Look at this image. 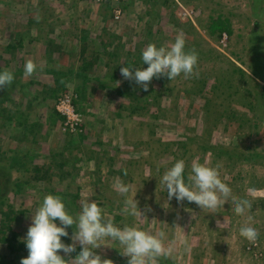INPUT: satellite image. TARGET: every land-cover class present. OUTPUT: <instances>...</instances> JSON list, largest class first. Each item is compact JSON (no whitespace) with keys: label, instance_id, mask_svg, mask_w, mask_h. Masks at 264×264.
Instances as JSON below:
<instances>
[{"label":"rangeland","instance_id":"374dc122","mask_svg":"<svg viewBox=\"0 0 264 264\" xmlns=\"http://www.w3.org/2000/svg\"><path fill=\"white\" fill-rule=\"evenodd\" d=\"M177 33L198 54L193 73L154 77L147 91L122 76L121 67L142 66L149 43L170 47ZM28 60L36 69L26 77ZM5 69L14 80L0 89V264L28 255L22 238L49 193L74 217L95 201L116 226L164 231L174 251L158 264H264V0H0ZM57 79L75 96L79 127L47 116L60 110ZM179 159L185 180L193 161L219 165L232 197L252 207L237 215L230 197L209 213L168 200L160 178ZM133 196L135 217L124 204ZM246 222L255 241L239 235ZM98 243L102 259L128 264L118 240Z\"/></svg>","mask_w":264,"mask_h":264},{"label":"clouds","instance_id":"9594fccd","mask_svg":"<svg viewBox=\"0 0 264 264\" xmlns=\"http://www.w3.org/2000/svg\"><path fill=\"white\" fill-rule=\"evenodd\" d=\"M141 59L143 64L135 67V71L124 66L120 72L125 79L134 81L147 91L154 77L167 76L171 80L181 73L185 76L193 73L198 54L194 50H186L184 35L177 33L170 47L149 43L141 50ZM35 69L32 60L26 61L24 75L31 76ZM13 80L11 70H0V89ZM219 167L193 161L185 180L186 162L179 159L165 170L160 184L166 189L168 200L173 197L177 201L186 199L209 210V213L223 206L231 197L234 212L243 215L252 205L246 198L232 197V189L221 179ZM116 189L126 194L130 186L118 181ZM134 197L126 198L124 204L128 214L135 217L142 213L139 201ZM73 224L76 230L70 235L68 228ZM238 231L248 241L257 239L258 231L250 223L241 224ZM105 237L118 240L123 245L121 253L128 257V264H158V258L170 256L174 251V241L166 244L164 231L149 232L135 225L116 226L111 219L104 218L102 207L95 201H83L74 217L59 195L49 193L32 214L27 233L22 238L28 255L21 258L20 264H69V258L75 259L76 264H113L111 259H102L95 251L101 245L98 242Z\"/></svg>","mask_w":264,"mask_h":264},{"label":"trees","instance_id":"16d2710c","mask_svg":"<svg viewBox=\"0 0 264 264\" xmlns=\"http://www.w3.org/2000/svg\"><path fill=\"white\" fill-rule=\"evenodd\" d=\"M228 23H227V21H225V20H222V19H216L215 21H213V23H212V26L214 27V28H218L220 31H223V30H225V29H227L228 31H229V28H226V26L225 25H227ZM228 27H229V25H228ZM212 32H214V30H212ZM224 32V31H223ZM51 71H53V72H56V70L54 69V70H51ZM73 69H70V70H68V72L69 73H73ZM68 72H66V73H62V75H63V77H64V79H65V75L68 73ZM81 73V72H80ZM115 73V72H114ZM81 76L82 77H86V79H88V76L87 75H85V74H81ZM96 79H100L101 80V78H96ZM59 82H57V84H58V87H56V91L57 92H60L59 94L60 95H57V94H55V95H53L54 97L56 96V98H59V99H57V103L59 102V100H60V98H63V97H65L66 96V94H64V93H66V92H64L63 91V89H65L66 90V81H62V80H60V79H57ZM103 84L104 83H102L101 85L103 86ZM52 96V95H51ZM74 97L75 96H72V105H73V107L75 106V104H76V102L74 101ZM56 103V104H57ZM74 109L78 112L79 110H78V108L76 109L75 107H74ZM47 116H49V119L50 120H52V119H58V120H61V118H65V116L61 113V111H59L57 108H55V104H54V106H52V111L50 112V114H47ZM79 125H81V124H79V121L74 125V127L75 126H77V127H79ZM82 133L81 132H79L77 135H78V139H81L83 136L81 135ZM16 184H18V181H16L15 182ZM74 197H76L77 198V195H75ZM1 202L2 201H0V204H1ZM11 218H13V217H11ZM6 226H7V224H6ZM74 226V225H73ZM72 226V227H73ZM70 228H71V226H69ZM1 231H3V229H1ZM12 235H15V233H13ZM6 236V235H5ZM6 240H9V239H6ZM11 241V240H10ZM17 246H15L14 244H12V248L13 249H15ZM79 251V247H77V252ZM74 255H75V253H73Z\"/></svg>","mask_w":264,"mask_h":264},{"label":"built area","instance_id":"2783aa9c","mask_svg":"<svg viewBox=\"0 0 264 264\" xmlns=\"http://www.w3.org/2000/svg\"><path fill=\"white\" fill-rule=\"evenodd\" d=\"M96 3H105V2H108V1H115V2H119L121 0H92ZM58 108L60 110H62V114H64L66 116V119L67 121L65 122L66 126L71 123L72 126L74 127V125L78 122V121H75L73 119L77 118L78 116V113H75L76 110L74 109L73 105H72V98L71 96L69 95H66L65 97L60 98L59 100V105H58ZM63 108V109H62ZM59 110V111H60Z\"/></svg>","mask_w":264,"mask_h":264}]
</instances>
